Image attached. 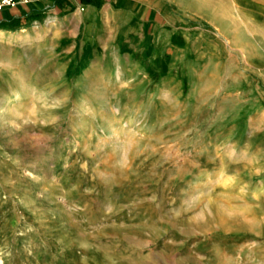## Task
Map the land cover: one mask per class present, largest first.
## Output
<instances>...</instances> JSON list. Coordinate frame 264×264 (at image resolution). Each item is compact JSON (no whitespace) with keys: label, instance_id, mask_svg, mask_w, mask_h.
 <instances>
[{"label":"rangeland","instance_id":"obj_1","mask_svg":"<svg viewBox=\"0 0 264 264\" xmlns=\"http://www.w3.org/2000/svg\"><path fill=\"white\" fill-rule=\"evenodd\" d=\"M175 1L121 52L0 35V264H264V110L223 82L263 87L264 0ZM199 26L218 62L190 70Z\"/></svg>","mask_w":264,"mask_h":264},{"label":"crops","instance_id":"obj_2","mask_svg":"<svg viewBox=\"0 0 264 264\" xmlns=\"http://www.w3.org/2000/svg\"><path fill=\"white\" fill-rule=\"evenodd\" d=\"M168 3L177 2L175 0H35L0 9V16L6 14L7 22L14 24L11 28H0V31L13 33L15 27H22V31L27 33L30 22L42 23L43 20L49 19L48 24L52 25L51 29L58 32L57 37L69 39L71 43L74 41L75 47L79 44L82 49L94 50L99 46L103 47L104 44L108 47L110 43L121 40L122 43L118 46L121 52L122 46L126 49L131 48L129 44L142 37L140 24L146 22V12L149 9L157 8L156 24L165 25L169 22L171 17H168L165 11ZM141 8L145 9L143 15L138 17L141 21H136L137 12ZM136 22L139 26L133 27L132 23ZM173 33L174 31L171 38ZM181 33L187 41L191 40L198 48L192 49L197 52V61L187 63V69H197L199 64L205 61L207 64L218 62L217 50L209 46L211 40L208 39L209 34L205 28L199 26L196 31L181 30ZM160 50L162 54L164 47ZM188 52H190L188 46L179 44L176 55L173 56L174 63H179ZM227 58L230 60V55ZM249 60L250 65L256 68L255 76H263V87L260 89L248 81L246 77L251 75L243 73L234 64L223 71L224 87L264 110V73L261 72L264 58L256 54L249 57Z\"/></svg>","mask_w":264,"mask_h":264},{"label":"built area","instance_id":"obj_3","mask_svg":"<svg viewBox=\"0 0 264 264\" xmlns=\"http://www.w3.org/2000/svg\"><path fill=\"white\" fill-rule=\"evenodd\" d=\"M35 0H0V9L5 6H15L20 3H28Z\"/></svg>","mask_w":264,"mask_h":264},{"label":"bare ground","instance_id":"obj_4","mask_svg":"<svg viewBox=\"0 0 264 264\" xmlns=\"http://www.w3.org/2000/svg\"><path fill=\"white\" fill-rule=\"evenodd\" d=\"M22 32H23V31H22ZM22 32H21V34H20V37H21L20 39H22V38L25 37V35H26V34H25V33H26L25 31H24L23 33H22ZM11 34H12L11 32L0 31V35H1V36H4V35H5V36H6V35H11ZM120 70H121V67L119 68V71H120ZM20 95H21V93L18 92V93H17V97H19ZM3 107H4V106H3Z\"/></svg>","mask_w":264,"mask_h":264}]
</instances>
